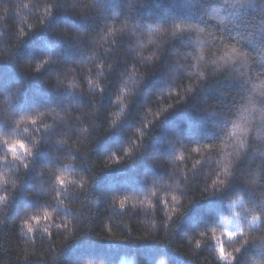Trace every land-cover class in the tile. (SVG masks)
I'll use <instances>...</instances> for the list:
<instances>
[{
	"label": "trees",
	"instance_id": "obj_1",
	"mask_svg": "<svg viewBox=\"0 0 264 264\" xmlns=\"http://www.w3.org/2000/svg\"><path fill=\"white\" fill-rule=\"evenodd\" d=\"M25 2L35 7L23 9ZM52 2L57 4L54 15L43 27L29 31L24 20L38 24L40 0H0V5H9L0 20V133L6 138L22 137L27 143L30 137L13 121L36 112L53 113L41 119L52 127L41 136L18 189L6 206L0 204V264H160L161 260L165 264H228L219 259L216 249L222 246L230 251L242 232L248 233L251 243L234 264H252L264 258V241L258 238L264 235V225L250 226L251 213L264 211V0H244L241 4L233 0H89L92 7L84 17L73 14L71 0ZM178 23L184 28L194 27L172 36ZM126 24L130 30L107 37L116 41L115 45H105L111 50L107 54L100 50L105 66L112 64L108 84L100 95L87 85L91 65L80 63L88 62L94 48L92 36L102 31L105 36L107 28L124 29ZM152 27L164 30L151 31ZM21 28L29 33L23 38L19 37ZM196 28L204 31L197 32ZM61 29L92 36H66ZM103 38H98L99 42ZM201 41L204 59L197 60ZM233 43L250 54L247 68L237 61L217 70L214 61L225 56ZM133 49L141 53L135 61ZM44 55L53 62L33 73ZM149 56L159 59L149 63ZM68 68L75 69L76 89H67V80L63 84L57 80L56 74L63 71L72 77ZM90 78L96 79L95 70ZM124 79L127 89L136 94L122 121L106 133L107 113L114 118L119 110L112 100ZM141 80L137 86L136 81ZM158 94L161 100L154 102ZM169 103L173 106L150 131L145 130L148 134L139 152L134 150V158L104 169L106 156L121 152L135 137L134 129L142 124L140 114L144 109L150 105L144 117L151 120ZM233 123L250 128L247 146L239 157L240 133L229 135ZM28 130L34 131L31 126ZM57 139L64 144L55 143ZM205 144L213 147L192 151ZM175 154H182L184 159L173 164ZM197 159L201 165L189 173L193 176L188 185L175 190L161 188L160 196L169 200L168 208L158 197L153 198V206L133 207L129 203L125 210L108 206L114 194L139 199L151 187L165 180L171 183L177 167L187 172ZM70 160L75 163L65 171L74 178L83 173L91 176L92 172L96 176L87 193L77 189L69 197L74 201L71 209L59 210L61 215L78 219L79 227L76 237L53 254V248L63 239L61 231L50 229L49 238L42 230H22L19 221L41 206L47 198L45 193L55 190L42 170ZM229 161L234 167L227 186L199 197V186L210 183L206 175L214 177L219 166ZM3 167L0 163V169ZM169 191L193 198L178 218L168 222L166 230L174 193L163 192ZM0 194H7L3 187ZM237 196L243 203L233 210L229 201ZM227 225L232 232L226 231ZM201 232L204 236L199 235ZM213 232L219 245L217 238H211ZM226 233H235V237L228 238ZM197 239L202 241L198 249Z\"/></svg>",
	"mask_w": 264,
	"mask_h": 264
},
{
	"label": "clouds",
	"instance_id": "obj_2",
	"mask_svg": "<svg viewBox=\"0 0 264 264\" xmlns=\"http://www.w3.org/2000/svg\"><path fill=\"white\" fill-rule=\"evenodd\" d=\"M48 5H49V0H40L39 7L37 8V13H39L38 24L29 23L27 19L24 20V23L27 24V28L29 31L43 27L47 22V20L51 17L48 16L47 14L48 11L50 10ZM33 7H35V5H33L30 2L23 3V9H30ZM8 9H9V5L7 4L0 5V12H3V15H0V20L4 19L5 15L8 12ZM16 10L18 14L22 15V10L19 7H17ZM28 34L29 33L26 32L24 28H21L19 31V37H21L22 35L24 37ZM103 36H104V31H102L99 35H94L93 37L95 38V40H93L92 37V40L94 42V48L90 51V54L88 56V62L80 63L81 65H84L86 67L91 65L88 71L87 85L89 89H95L98 93H103L105 91L106 85L108 84L109 73L112 69L111 63L107 64V67L105 66L106 59L101 57L100 50H102L103 53L107 54L111 50V48L105 47V45H115L116 43V42L113 43L112 41H106L103 42L101 45L100 43H98L99 42L98 38H103ZM43 57L47 59L49 56L44 55ZM139 57L140 55H138L135 49H133L132 52L133 61H135ZM68 69L73 73L72 76H74V79H72L71 81L74 87L70 88L69 90L76 89L75 69L74 68H68ZM93 70H95L96 79L90 78ZM106 73H107V78H106ZM57 74L67 75L65 71H63V73H57ZM134 74L135 73H133V75ZM68 82L69 81H67L66 85L68 84ZM94 85H99V87L94 88ZM118 93H119L118 95H121L125 98L127 104L126 107L127 110L128 106L132 103L133 97L136 94L134 90L127 89V79H124L122 81V86L118 88ZM161 97L162 95L158 94L154 102H159L161 100ZM175 102L179 103L180 101L177 100ZM112 105L118 106L119 110L115 112V115H119L122 111L123 105L117 102L116 94L112 100ZM167 106L168 107H161L159 110H157L154 113L153 118L151 120H145L144 117V112L149 109L150 105L146 107L144 111L140 114L142 124L134 129L135 137L131 139L130 144L125 146L127 147L129 145H133L134 146L133 154H134V150L135 152H139L140 148L143 146L142 142L148 134V131L145 130L150 131V127L157 120H159V118L163 115V113L167 109L173 106V103H169L167 104ZM91 107L97 108V105L91 104ZM126 110H124L122 118L124 117ZM46 113H50L48 115H53L52 112H46ZM112 119H113V114L111 112H108L106 127L104 128V130H106V128L108 129L107 132H110L112 131L113 128H115L114 126H111L108 123V121ZM13 123L19 128H21L27 134V136L30 137V139H28L26 143L25 142L26 140L22 137L17 136L14 138H6L5 134L0 133V153H2L0 154V161H3L2 164L5 165V167L0 169V187H3L4 191L7 193L6 195L0 194V204L4 206H6L9 203V201L12 199L14 192L18 189L22 181L25 171L29 168V166L32 163L31 158L34 156V149L36 148L33 146L38 145L41 136H43V134L52 127V124L43 123L41 122V120L35 126L25 123H20L18 125L16 123V120L13 121ZM29 126L33 128L34 130L33 132H30L28 130ZM137 129L141 130V132L143 133L142 136H136ZM32 133H35V135H32ZM17 141H19L20 143H16ZM57 141L58 139L55 141V143H58ZM136 145H138L139 147L138 148L135 147ZM24 146L31 148L32 151L31 152L26 151ZM129 158H130L129 155L125 153L123 156L122 163L128 161ZM198 165H201V160L199 159L195 160V162L192 165V168L189 169L187 172L183 167H177L174 170L177 175L175 177H170L171 183H169V180H165L161 185L157 187H151L150 190L153 188L158 190L156 191L155 195L151 196L152 203L150 206H153V198L158 197L160 204H162L165 208H168L169 200L160 196V193L162 192L161 188H170L175 190L188 185L189 181L192 179L193 176V174L189 175V173H194ZM72 167L73 164L65 165V163L62 162L60 165L56 166L55 168L46 167L45 168L46 171L45 169L42 170V174H46L51 178V183L54 186L55 190L51 193H45V196L47 198L41 202V206L39 208L27 213L26 221L25 219H22L24 216L19 221L20 224L22 225V230L26 229L28 233H33L34 231H40V230H42L44 233H50V229H56L58 231H61L63 233V239L60 240L59 242V246L57 247V252H59L62 248H64L68 244V241L72 238L73 234L77 232V229L79 227L78 219L74 220L66 215H61L59 214V210L71 209L74 204V201L69 199V197L71 195H74L77 189L80 192L87 193L89 191V188L91 187L94 177L96 176V174H94L93 172L91 173V176L85 175L83 172H81L83 174L79 175V178L76 179L65 171V169H71ZM106 168L109 167H104V169ZM217 174L223 177V173L221 172L220 168L218 171L215 172L214 176ZM13 177H15V179H13ZM57 177L62 178V183H57L56 180ZM212 178L213 177L211 173H209L205 177L207 182L210 179V183ZM181 181H183V184L181 183ZM210 183L208 182L206 186L205 185L199 186L201 188V191L199 192L200 193L199 197L205 198L202 195V193H206L207 195H212V191L209 188ZM176 185L179 186L177 187ZM73 186H76V188H74ZM192 187L195 188L196 186L192 185ZM150 190L147 193H144L142 196H140L139 199H143L145 194L150 193ZM163 193H174V191L163 192ZM31 195H35V194L32 193ZM173 196L178 197V199H173L172 198ZM192 198L193 197L191 196L184 197L180 194H175V193L171 194L170 201L172 207L170 211L179 209L181 213L185 208L188 207ZM108 206L110 207V204ZM245 238L249 239L248 233H245ZM258 238L259 239L264 238V235H261ZM241 243L242 241H238L237 244L232 249L238 248Z\"/></svg>",
	"mask_w": 264,
	"mask_h": 264
},
{
	"label": "snow or ice",
	"instance_id": "obj_3",
	"mask_svg": "<svg viewBox=\"0 0 264 264\" xmlns=\"http://www.w3.org/2000/svg\"><path fill=\"white\" fill-rule=\"evenodd\" d=\"M234 4H241L244 2V0H233ZM83 6H80V5ZM71 5L73 8V14L80 16V17H84L87 15L88 10L92 7V5L89 3V0H87V3L84 4L82 3V0H71ZM49 11H48V16H53L54 15V9H56L57 4L52 2V0H49ZM193 25H188L187 28L181 27V24L178 23L176 25H174L173 31H172V36H177L180 33L186 32L189 29L193 28ZM125 29H129L130 30V26L129 25H125L124 29H113L111 27L107 28V33L103 38V42L108 41L107 37L108 36H113L115 35V33L117 31L120 32H124ZM164 29H161L159 27H152L151 31H163ZM197 32H203L204 29L203 28H196L195 29ZM61 31H63L65 33L66 36H71V37H83L84 35H89L92 36L91 33H83V32H73L69 29H61ZM93 37V36H92ZM23 38V35L20 37ZM93 40H95V38L93 37ZM102 42V43H103ZM113 43H115V40H112ZM102 45L101 42H98ZM202 44L203 42H200V47L197 48V51H200L202 48ZM137 52V51H136ZM138 55L141 56L140 52H137ZM250 54L244 50L241 49V47H237V44L233 43L228 45V53L225 56L220 57L219 61H214V63L216 64V69L217 70H221L226 66H229L237 61L242 62V65L247 68L248 66V61H247V57ZM197 60H203L204 59V55L203 52L200 51L199 56L195 57ZM147 61L149 63H155L158 59L159 56H156L155 59L153 56H149L146 58ZM52 59L51 57H48L47 59H43L42 62H38L35 64L34 69L32 70L33 73H39L46 65L52 63ZM261 74V73H259ZM72 79H74V76H72L71 78H69L66 74H57V80L59 83L63 84L65 80L69 81L68 84L66 85L67 89L73 88V84L71 83ZM143 80L141 81H136L137 86H139L141 84ZM75 87H77V85H75ZM95 87H99V85H94ZM191 91V89H190ZM100 95L102 93H99ZM262 97H264V94H261ZM184 96H180V100H183ZM117 102L121 103L123 105L122 111L119 115H114V118L110 121H108V123L111 126H116L117 124H119L122 121V116L124 113V110H126L127 104H126V100L123 96L121 95H117ZM168 107V106H166ZM246 111H252L251 108H246ZM46 114H50V113H45V112H36L33 115H29V116H21L18 120H16V123L19 125L20 123H25V124H30V125H37V123L46 115ZM106 133L108 131V129L106 128ZM237 131H239L240 135L238 138V142H239V150L236 152L237 157H239V155L241 154V152L243 151V149L247 146V138H248V134L250 132V128L246 127V128H240V126L236 123H233L232 125V129L229 133L230 136H236ZM142 132L140 129L136 130V136H142ZM59 144L63 145L64 141L62 140H58L57 141ZM16 143H20L19 141H17ZM38 145H34L33 147H37ZM26 151L31 152L32 149L28 148L27 146H24ZM133 145H129L125 148L122 149L121 152L117 153L114 152L112 154H110L109 157H107V161L104 165V167H110V166H116V165H120L123 162V156L125 153H127L129 155L130 158H134V154H133ZM135 147H139L138 145H136ZM213 147V144H205L203 145V148L201 147H195L192 149V151L194 152H201L203 149H211ZM262 155H264V153H262ZM184 159L182 154H175L173 156V160L172 163L175 164L176 161H182ZM0 163H3V161H0ZM75 163V161H69L68 163H65V165L68 164H72ZM221 169V172L223 173V177H221L219 174L215 175L212 180L211 183L209 185L210 189H215V191L218 193L220 192L224 187L227 186L228 182H229V177L232 175V168L234 167V163L232 161L223 163L222 166H219ZM95 174V173H94ZM57 183H62V178L61 177H57L56 178ZM177 187L179 185H176ZM158 189H151L149 194H145L143 199H137L134 196H130V195H125V194H114L111 196V200L112 203L110 204L111 208L114 209H120V210H125L126 205L129 203H132L133 207H136L137 204L139 205H147L150 206L152 201H151V196L155 195L156 191ZM173 199H178V197L173 196ZM243 203V200L241 197L237 196L233 199H231L229 201V207L233 210H235V207L237 204H241ZM180 214V210L176 209L173 211H169L167 213V221L165 222V229L168 230L170 224L168 222H172L174 221L176 218H178V215ZM25 219V221L27 220V214L22 218ZM251 225H264V211L256 213V212H252L251 213V217H250V226ZM49 238L52 237V233H48ZM99 235V234H97ZM200 236H204V233L201 232L199 234ZM226 236L228 238H234L235 237V233H226ZM76 237V233L73 234L72 238ZM105 239L106 237H100ZM146 237H137L136 239H144ZM211 238H217L216 234L213 232V236ZM128 237H125L124 240H127ZM261 241H264V238L260 239ZM239 241H242V243L240 244V246L238 248L232 249L231 251H229L228 249L219 246L216 249V255L219 257V259L221 260H226L228 262V264H234L235 260L237 259L238 254L242 251L243 248L249 246V244L251 243V241L247 238H245V233H240V238ZM219 240L217 238V244L219 245ZM202 244V241L197 239L195 241V247L198 249ZM67 246V245H66ZM57 252V248H53V254H55ZM85 264H97V262H93V261H86ZM160 264H165V261L161 260ZM252 264H264V258L261 259H257L254 260L252 262Z\"/></svg>",
	"mask_w": 264,
	"mask_h": 264
},
{
	"label": "rangeland",
	"instance_id": "obj_4",
	"mask_svg": "<svg viewBox=\"0 0 264 264\" xmlns=\"http://www.w3.org/2000/svg\"><path fill=\"white\" fill-rule=\"evenodd\" d=\"M228 225H229V224H228ZM228 225L225 226L226 231H227V232H232V230L228 228ZM230 230H231V231H230Z\"/></svg>",
	"mask_w": 264,
	"mask_h": 264
}]
</instances>
